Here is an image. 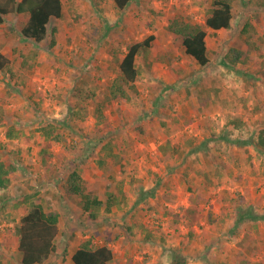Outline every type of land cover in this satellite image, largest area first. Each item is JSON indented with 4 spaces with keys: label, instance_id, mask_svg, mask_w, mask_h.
I'll return each instance as SVG.
<instances>
[{
    "label": "rangeland",
    "instance_id": "1",
    "mask_svg": "<svg viewBox=\"0 0 264 264\" xmlns=\"http://www.w3.org/2000/svg\"><path fill=\"white\" fill-rule=\"evenodd\" d=\"M63 2L65 15L51 19L42 41L23 36L24 16L0 25V52L11 62L0 70V160L9 167L0 264H22L20 224L32 204L59 214L43 264H73L89 238L112 248L111 264H171L176 253L188 264H263L264 152L248 141L264 127V0H235L231 27L207 29L206 66L169 24H204L211 0H133L124 9L114 0ZM248 22L262 49L248 64L228 65L224 55L242 47ZM150 34L151 65L138 56L130 98L107 100L98 120L115 57ZM50 123L60 137L46 146L41 128ZM73 169L102 200L119 187L125 200L90 219L65 191ZM250 211L259 218L240 216Z\"/></svg>",
    "mask_w": 264,
    "mask_h": 264
},
{
    "label": "trees",
    "instance_id": "2",
    "mask_svg": "<svg viewBox=\"0 0 264 264\" xmlns=\"http://www.w3.org/2000/svg\"><path fill=\"white\" fill-rule=\"evenodd\" d=\"M116 7L124 9L133 0H114ZM235 0H211L204 24H193L180 19H173L169 24V30L183 37L185 52L192 56L200 65L210 63L211 56L206 42L207 29L220 30L231 27L233 19L232 5ZM24 16L22 34L25 38L42 41L47 37L49 23L52 18H62L65 15L63 0H0V25L7 16ZM242 47H230L224 55V61L228 65L248 64L262 49L263 37L256 38L254 26L248 22L242 28ZM156 36L150 34L141 41L130 44L123 57L116 56L118 73L109 86V94L103 102H96L94 115L100 120L103 118V109L107 100L129 99V86L137 80L142 71V66L137 62L138 56L144 57L147 66L151 65V49ZM52 44L55 39H52ZM11 65L10 58L0 52V70L4 71ZM46 135V146H50V138L60 137L59 127L56 124H46L41 128ZM257 150L264 152V127L257 134L256 140L248 141ZM247 143V142H245ZM9 181V167L0 160V187L7 186ZM65 191L75 198V202L81 210L92 220H97L99 212L104 206L110 209L119 200H125L127 194L123 188L117 191L107 192V200L89 188V181L81 173L73 169L67 176ZM121 202V201H120ZM187 213L195 224L199 213L196 208L189 207ZM249 216L251 219L259 217L254 211L241 213L240 216ZM59 214L46 211L41 204H32L30 210L22 216L20 224V238L18 249L21 253L22 264H43L54 251L55 240L59 234ZM114 259L112 248L106 244H96L93 239L82 240L73 253V264H111ZM129 264V263H116ZM171 264H188L185 256L176 253Z\"/></svg>",
    "mask_w": 264,
    "mask_h": 264
},
{
    "label": "built area",
    "instance_id": "3",
    "mask_svg": "<svg viewBox=\"0 0 264 264\" xmlns=\"http://www.w3.org/2000/svg\"><path fill=\"white\" fill-rule=\"evenodd\" d=\"M263 264H264V261H263Z\"/></svg>",
    "mask_w": 264,
    "mask_h": 264
},
{
    "label": "crops",
    "instance_id": "4",
    "mask_svg": "<svg viewBox=\"0 0 264 264\" xmlns=\"http://www.w3.org/2000/svg\"><path fill=\"white\" fill-rule=\"evenodd\" d=\"M221 30V29H220Z\"/></svg>",
    "mask_w": 264,
    "mask_h": 264
}]
</instances>
